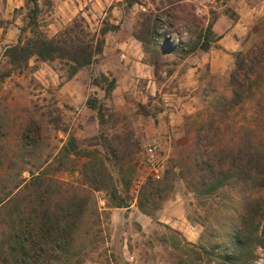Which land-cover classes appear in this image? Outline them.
<instances>
[{"label":"rangeland","instance_id":"374dc122","mask_svg":"<svg viewBox=\"0 0 264 264\" xmlns=\"http://www.w3.org/2000/svg\"><path fill=\"white\" fill-rule=\"evenodd\" d=\"M45 1L41 3L40 20L46 25L44 20L48 19L49 7ZM130 1L133 2L131 10L126 7L127 14L120 10L121 14L113 16L114 22L106 18L92 25L88 23L93 32L121 30L122 24L124 26L122 31L111 32L116 44L109 41L107 44L111 35L106 36L103 54L89 73L69 80L66 70L57 62L41 63L32 59L28 70L22 74L15 71L4 79L1 75L12 67L1 60L0 100L16 111L28 109L43 120L46 142L42 154L51 162L71 138L76 140L80 150L97 152L113 176L119 194L130 205L129 208H115L116 202L106 192L83 187L93 194L90 206L96 213L93 219L89 213L85 216L77 246L79 257L74 264H205L208 260L204 252L209 249L210 230L215 218L226 216L227 209L222 208V204L229 194L221 193L203 204L201 198L189 191L184 180L179 178L182 170L179 160L191 147L190 138L194 135L190 137L188 131H193L201 119L196 115L215 106L223 107L222 96L227 93L226 85L235 68L234 54L248 52L257 43L252 34L261 35L264 24L258 19L246 21L250 18L246 15L252 2L245 0ZM123 3L125 1L120 4ZM19 12L27 15V4L14 13V17ZM24 15L21 16L23 26L26 23ZM115 21L119 22L116 24ZM211 23L220 38L236 25L241 31L244 24V35L235 36L239 49L219 56L215 53L221 50L217 44L207 52L198 50L187 54ZM149 26L156 34L167 36L172 46L182 48L170 52L161 47L160 53L155 55L149 46ZM28 36L25 34L24 38ZM131 37L134 42L131 40L127 47L117 45H123ZM131 42L133 46H130ZM212 60L219 62L218 67L226 68L224 75L211 71ZM95 79L101 83L100 87L94 85ZM111 80H116L117 87L107 93ZM88 102L97 104L102 110L92 111ZM255 108L252 98L233 107L226 120L230 126V139L237 135L238 128L255 126ZM127 135L131 136L133 146L128 147V152L121 149L119 155L125 161L116 162L110 145H117V137ZM150 145L158 146V157L164 162L163 175L170 170L176 175L173 192L153 212V217L142 214L137 206L142 186L152 178L147 153ZM75 158L72 155L74 170L58 176L64 184L82 188L79 168L86 158ZM31 160L36 165L39 162L36 156ZM19 162L15 171L32 167L22 165V159ZM23 176L29 178V173L25 172ZM129 178L131 183L126 190ZM138 184L141 186L136 192ZM236 215L238 212L229 217L227 224L232 226ZM261 234L260 229L261 240L258 238L257 241L260 245H254V241L240 248L235 263L226 264H264V238ZM198 253L203 259L190 262Z\"/></svg>","mask_w":264,"mask_h":264},{"label":"trees","instance_id":"16d2710c","mask_svg":"<svg viewBox=\"0 0 264 264\" xmlns=\"http://www.w3.org/2000/svg\"><path fill=\"white\" fill-rule=\"evenodd\" d=\"M42 1L27 0L26 23L21 27L18 42L5 48L0 59L12 67L2 78L10 77L15 71L22 74L34 59L41 63L57 62L72 80L82 70L90 72L103 54L106 36L120 30L93 32L85 18L77 17L49 37L46 25L40 20ZM44 3L50 7L52 0ZM124 5L132 8L133 2L125 0ZM147 29L151 37L149 46L155 55L160 53L161 47L170 52L182 48L172 46L167 36L156 34L150 26ZM25 34L29 36L24 38ZM252 35L257 43L248 52L234 54L235 68L226 85L227 93L222 96L223 107L215 106L196 115L201 119L193 131H188L190 137L194 135L190 138L191 147L179 160L182 167L179 178L203 204L221 193L229 194L222 204V208L227 209L226 216L215 218L214 227L209 229L205 264L235 263L240 248L254 241V245H260L257 242L258 238L261 240L260 229L264 238V30L259 36ZM220 39L211 23L187 54L198 50L207 52L216 47ZM93 83L101 86L98 79ZM116 87V80H111L107 93ZM250 98L256 106L255 126L238 128L237 135L230 139L227 116L235 105ZM87 105L92 111L102 110L97 104L88 102ZM45 131L43 120L36 113L24 108L16 111L0 100V264H74L78 261L77 246L85 216L89 213L93 219L96 213L90 206L93 194L83 187L106 192L116 202L115 208L130 207L119 194L113 176L98 153L80 150L74 138L63 146L54 161L45 158L42 154ZM129 137H117V145H110L116 162L125 161L119 155L121 149L128 152V147L133 146ZM72 155L86 158L79 166L82 188L64 184L58 176L74 170ZM33 156L39 160L37 165L31 160ZM21 159L22 165L32 167L15 171ZM25 172L29 173V178L23 176ZM163 176L161 180L150 178L142 186L137 204L142 214L153 217V212L173 192L175 173L170 170ZM130 183L131 178L126 182V190ZM237 212L236 221L230 226L229 217ZM198 259H203L199 253L190 262Z\"/></svg>","mask_w":264,"mask_h":264},{"label":"crops","instance_id":"0c3cea01","mask_svg":"<svg viewBox=\"0 0 264 264\" xmlns=\"http://www.w3.org/2000/svg\"><path fill=\"white\" fill-rule=\"evenodd\" d=\"M124 1L125 0H52V4L49 7V12L46 15L48 19L44 20L46 22V32L49 37H53L65 26L72 23V21L77 17L85 18L87 23L91 25L94 22H102L106 18H109V20L112 21L113 16L116 14H121L120 10L122 9L124 10V13L127 14V6L124 5V3L123 5L120 4ZM247 1L252 2V5L250 6L249 12H247L246 15V18L248 16H250V18L246 19V21L249 22L251 19H258L263 21L264 24V0H245V2ZM26 4L27 0H0V59L5 48L13 46L18 42L20 30L24 24V18H22L24 14L21 15L19 12L17 17H14V13L16 10L20 11L21 9L25 8ZM41 7H43L42 4ZM118 22L119 21H115L116 24ZM121 27L122 29L119 31L124 29L123 24ZM126 29L130 30V27H127ZM245 29L246 26L244 24L241 31L238 30L236 25L230 33L219 40L217 44L221 50H217L215 53L220 56L221 53L227 54V51L236 52L240 47L236 37L244 35V32L242 31ZM110 35L111 38L107 39V44L108 41L112 44H116L115 42L117 40L115 39V35H112V33H110ZM231 38H234L235 41H231ZM133 39L134 38L131 37L129 40L125 41L123 45H121V43L117 45L119 47H127L131 40L134 42ZM133 42H131L130 46H133ZM218 63L219 62H212L211 71L215 74L224 75L226 68L218 67L216 65ZM86 72L88 71H80L74 79H76L80 74Z\"/></svg>","mask_w":264,"mask_h":264},{"label":"built area","instance_id":"2783aa9c","mask_svg":"<svg viewBox=\"0 0 264 264\" xmlns=\"http://www.w3.org/2000/svg\"><path fill=\"white\" fill-rule=\"evenodd\" d=\"M148 165L152 178L155 180H160L163 176L164 162L158 157V146L150 145L148 148ZM140 184L136 186V192L140 188Z\"/></svg>","mask_w":264,"mask_h":264}]
</instances>
